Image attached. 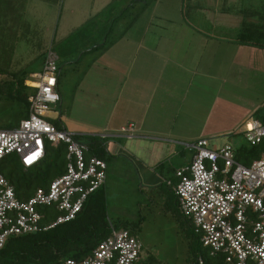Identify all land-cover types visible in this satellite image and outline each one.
<instances>
[{"label": "rangeland", "instance_id": "rangeland-1", "mask_svg": "<svg viewBox=\"0 0 264 264\" xmlns=\"http://www.w3.org/2000/svg\"><path fill=\"white\" fill-rule=\"evenodd\" d=\"M131 1H115L111 8L97 16L96 21L91 19L81 33L53 43L46 38L45 30H41L48 26L35 23L36 17L31 8V3L35 4V1L0 0V80L8 84L14 75L37 80L42 72L44 56L51 51L62 56L58 60L62 69L58 78L66 98L63 104L52 107L46 119H56L63 112L97 129L95 134L104 139L109 151L104 157L107 175L103 186L113 222L118 227L122 222L132 226V231L143 245L147 263L151 262L148 259L151 255L154 261L150 264H188V242L176 221L174 214L179 211L168 184L170 181L178 183L176 170L189 164L191 151L186 144L204 138L212 148L226 144L235 148L242 145L251 147L246 136L248 122H264V53L257 47L236 55L235 50L222 48L219 52L216 47L203 52V61L199 58L197 64V73L190 75L193 85L191 92L195 93V97L190 92L185 100L184 107L188 110L183 111L181 106V111L176 113L174 110L177 111L179 106L173 105L172 111L176 116L173 117L174 113L169 110L168 113L172 114L170 119L163 117V120H158L156 106L151 105L142 125L144 130L141 133L144 136L128 137L119 133L120 128L111 131L105 128L106 123L110 121L109 125H116L128 116L129 111L121 109V114L112 115L110 103L106 105L85 102L84 98L81 100L79 92L83 91L77 90V87L82 72L90 58L98 53L78 61L81 53L79 47L90 44V41L104 43V39L110 44L122 27L114 25L111 30V23L107 20L112 14L120 13L124 4ZM146 1L152 4L154 0L134 2L119 23L130 22L143 4L147 5ZM162 1L160 10L164 9L165 13L174 16L178 14L177 0ZM263 1L183 0L184 12L181 17L209 36L238 41L246 9L257 10L258 4ZM57 2L59 11L64 14L67 0ZM206 4H210L213 10L196 9L197 5L204 7ZM223 9L231 16L225 15L222 19ZM253 20L257 21V16ZM69 55H72L71 61H75L66 64ZM33 92L32 89L27 90L29 95ZM134 106L137 112L140 111ZM20 111L16 102L0 92V128L16 126L22 118ZM159 128H167L170 133L160 134ZM112 143L117 144L118 151H115Z\"/></svg>", "mask_w": 264, "mask_h": 264}, {"label": "built area", "instance_id": "built-area-1", "mask_svg": "<svg viewBox=\"0 0 264 264\" xmlns=\"http://www.w3.org/2000/svg\"><path fill=\"white\" fill-rule=\"evenodd\" d=\"M58 70L57 58L50 52L39 79L25 81L34 90L28 96L29 115L16 127L0 128V162L14 153L30 167L44 158L48 143H66V171L48 188H39L28 201L18 199L0 171V251L9 237L42 229L39 206H54L61 213L49 227L68 222L106 180L107 162L96 155L88 156V144L46 119L61 101ZM135 128L131 122L119 133L136 137ZM246 136L251 146L262 143L264 122L249 121ZM186 146L191 151L189 164L176 170L179 181L175 193L182 212L201 232L204 245L215 253L222 252L228 264H264V151L245 164L237 158L239 147L230 144L212 148L203 138ZM143 256L136 235L113 229L88 257L69 258L62 264H143Z\"/></svg>", "mask_w": 264, "mask_h": 264}, {"label": "crops", "instance_id": "crops-1", "mask_svg": "<svg viewBox=\"0 0 264 264\" xmlns=\"http://www.w3.org/2000/svg\"><path fill=\"white\" fill-rule=\"evenodd\" d=\"M34 1L35 4L31 3V8L36 17L35 23L48 26L41 30H45L46 38L54 43L55 41L68 40L71 36L81 33L91 19L96 21L97 16L111 8L117 0H94V2L67 0L64 14L59 11L58 0H31V2ZM175 3L178 8L177 17L168 12L165 13L164 9L160 10V5L163 4L162 0H154L152 4L147 3L146 6L143 4L136 17L134 16L130 22L120 24L119 21L132 5L124 4L120 13L112 14L111 18L107 20L111 23V30L114 25L122 27L110 44H107V39H104V43L90 41V44L86 43L79 47L81 53L78 61H83L90 55L98 53L90 58L87 67L82 72L77 87V90L83 91L79 92L82 95L81 100L83 101L84 98L85 102L91 101L90 103L98 102L106 105L110 103L109 110L112 115L121 114V109L129 111L125 119L114 126L109 125L110 121H108L105 128L114 131L133 122L137 128V136H144L141 133L144 130L142 125H144L143 122L151 105L156 106L158 120H163V117L165 120L170 119L172 114L168 113L169 110L171 113H177L181 111V106L183 111L188 110L184 104L193 86L190 75L197 73V64L199 58L200 61H203V52L216 47L219 52L222 48L229 51L235 50L236 55L254 48V46L241 44L230 38L220 39L198 31L191 24L182 20L183 0H177ZM209 5L206 4L204 7L197 5L196 9L213 10ZM221 12L222 19L225 15L231 16L225 9ZM96 50L98 52H95ZM52 53L54 54V52ZM63 53L66 55L65 52ZM54 55L58 65V60H61L62 56ZM46 56H44V61ZM69 57L66 64L75 61H71L72 55ZM61 74L62 69L59 67V78ZM59 78L57 89L61 95V101L58 104H63L66 96L60 89ZM192 95L194 98L195 93ZM134 105L140 111L137 112ZM173 105L179 106L177 111H172ZM135 112H137V116ZM176 113L173 117L176 116ZM56 119L62 122L64 129L76 135L97 132L95 127L90 128L92 124H85L83 121L72 118L69 114H63V112ZM158 131L164 135L170 133L167 128H159ZM112 145H114L115 151H118L117 144L112 143Z\"/></svg>", "mask_w": 264, "mask_h": 264}, {"label": "trees", "instance_id": "trees-1", "mask_svg": "<svg viewBox=\"0 0 264 264\" xmlns=\"http://www.w3.org/2000/svg\"><path fill=\"white\" fill-rule=\"evenodd\" d=\"M138 1L143 2V0H132L130 4L133 5ZM147 3L148 1H146ZM244 14L240 24L241 34H239L237 42L257 47L264 53V1L258 4L257 10L247 8ZM256 16L257 21H254L253 18ZM27 79L29 78L26 76L14 75L8 84L2 83L0 80V92L5 93L7 99L19 105L22 118L18 124L29 115L27 90H33V88L26 85ZM50 122L57 128H63L59 119L51 118ZM16 126L11 125L8 128ZM76 139L88 144L89 148L86 152L88 156L96 155L104 159L106 152L109 153L107 144L99 134H77ZM262 151H264V141L250 148L242 145L238 149L237 158L245 164H250L254 159L260 157ZM66 155V143L58 145L48 143L44 158L37 164L26 167L20 157L13 153L2 159L0 171L14 187L18 199L28 201L39 188H48L54 178L66 171ZM175 183V181H170L168 185L175 195L174 201L179 211L174 214L176 221L182 229L181 231H184L188 242V264H228L222 252L215 253L204 245L201 232L182 212L175 193L177 185ZM38 209L43 214L42 229L33 233L9 237L4 248L0 251V264H62L69 258L82 260L92 254L93 250L111 234L113 229H126L138 237L128 222L120 223L119 227L113 222L109 214L106 190L103 185L87 197L82 210L68 222L49 227L61 213L54 206H39ZM148 259L151 260L150 263H153V256L150 255ZM145 260L146 258L143 256V264H150Z\"/></svg>", "mask_w": 264, "mask_h": 264}]
</instances>
